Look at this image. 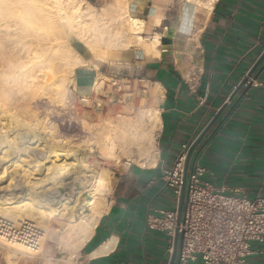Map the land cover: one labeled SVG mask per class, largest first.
I'll use <instances>...</instances> for the list:
<instances>
[{
    "label": "crops",
    "instance_id": "0c3cea01",
    "mask_svg": "<svg viewBox=\"0 0 264 264\" xmlns=\"http://www.w3.org/2000/svg\"><path fill=\"white\" fill-rule=\"evenodd\" d=\"M87 1L96 7L108 3L116 10L127 7L145 21L147 40L155 33L162 37L168 29L173 34L171 43L156 45L159 56L131 46L110 48L98 58L77 46L89 65L75 69L81 93L93 89L98 73L152 83L159 89L160 124L156 164L127 163L115 174L107 209L71 264H168L173 250L168 237L147 223L154 209L176 204L162 169L173 166L181 144L202 131L224 103L188 164L195 157L211 173L207 178L215 187L264 195V68L246 91L243 85L229 100L264 50V0H213L211 10L197 3L188 8L183 0ZM253 247L256 252L243 264H264V241Z\"/></svg>",
    "mask_w": 264,
    "mask_h": 264
},
{
    "label": "bare ground",
    "instance_id": "6f19581e",
    "mask_svg": "<svg viewBox=\"0 0 264 264\" xmlns=\"http://www.w3.org/2000/svg\"><path fill=\"white\" fill-rule=\"evenodd\" d=\"M183 1L188 8L197 3L208 10L213 2ZM127 9L118 11L113 5L105 4L95 10L94 4L87 0H0V130L8 129L12 135V140H9L4 135L10 133L5 130L0 145L5 144L8 149L15 145L19 150L16 152L32 155L31 160L36 163L51 161L53 153L58 152L61 158L58 164L67 172L73 171L67 174L71 179V182L67 181L68 186L59 184L48 189L43 186L37 190L24 185L20 179L12 184V188L0 190V248L4 255L0 264H18L19 255L27 252L36 257L43 252L47 246L46 239L53 234L68 251L69 257L64 264H71L78 256L98 218L107 209L104 197L108 187L106 175L95 172L86 164L87 156L100 154L118 162L122 154L128 155L134 149L137 156L147 158L146 165L156 164L158 150L153 141L160 117L156 105L158 99L154 98L151 104L143 100L150 99V92L136 89L134 94L143 97L140 103L144 101V104L138 105L140 107L136 108L134 116L127 113L133 104V93L109 96L111 102H118L123 97L121 110L113 119L105 117L100 123L91 124L94 141L86 140L81 144L64 141L58 144L48 138L51 133L45 125L47 122L44 123L45 116L37 118L29 109L32 99L60 97L65 83L71 82L73 90L76 88L75 69L86 64L75 42L95 51L101 43L100 36L105 33L107 44L115 48L143 47L148 55L159 54L160 50L156 48L159 34L155 33L152 39L147 40L143 35L145 21L132 16ZM104 79L108 77L98 73L93 83L94 91L101 92L99 84ZM83 100H88L85 94ZM25 114L28 116H23ZM24 117L32 119L29 121ZM38 141L46 143V147L36 146ZM32 143H36L35 146L31 147ZM18 191L25 194L20 195ZM85 205L90 208V213L75 218L76 209ZM59 214L65 221L63 228L55 231L51 221ZM34 235L36 237L31 239Z\"/></svg>",
    "mask_w": 264,
    "mask_h": 264
},
{
    "label": "rangeland",
    "instance_id": "374dc122",
    "mask_svg": "<svg viewBox=\"0 0 264 264\" xmlns=\"http://www.w3.org/2000/svg\"><path fill=\"white\" fill-rule=\"evenodd\" d=\"M101 7L95 6V10L101 9ZM102 34L103 35L100 36L102 37L100 41L101 43H99V46L96 48L95 51L90 50L84 44L78 45L76 42L74 44H76V47L80 45L85 46L89 50V52L92 53L95 57L104 58L109 49L115 48V46L107 44L108 39H106V34ZM70 40L74 42L73 39ZM159 55L160 51L159 54L155 56ZM86 66L89 67L88 64H86ZM69 83L64 84V89L61 95H59L60 97L54 96L52 98H49V100L39 97L35 98L36 100L32 99L33 101L31 100L29 104V109L33 110L37 118L42 119L44 118L42 116H45L44 123L47 122V124L45 125L48 126L47 129H49V132L51 133V135L48 134L47 136L48 138L51 137V139L57 141L58 144L61 141L69 142L71 144H81L83 143V141L86 140H89V142L94 141L95 137L94 134L91 132V124L100 123L101 119L103 120L105 117H112L113 119L117 115L119 109L121 110V105L123 104V97H121L118 102H111L109 99V96L111 95H118L120 97L124 93L134 94L136 89L139 91L142 90L143 92H150V95H152L150 96V99H143L145 101L147 100L146 104H151L153 99L155 98L156 100L158 99L156 101V105L158 106L159 89L157 90V85H153L152 83H147L139 79L134 78L117 80L108 77V79H104V81L99 84L101 92L90 89L89 92L86 94L81 93L77 88L73 90V87ZM84 94L88 97V100H83ZM133 94L132 98L134 99L132 100L133 104L130 107L131 110L127 109L130 110V112L127 111V113L132 116L136 114L135 110L137 112V109L141 106L142 103H140V101L143 98L136 94ZM61 97L62 99H60ZM61 101L63 102L61 103ZM96 103H100V105L96 106ZM31 104L33 105L31 106ZM34 109L36 110V112ZM40 115L42 118L40 117ZM23 116H28V114H25ZM31 119L30 117L28 118L29 121H31ZM5 130L10 134H5L4 136L6 137L7 135V138L9 140H12L11 132H9L8 129L0 130V132L2 131L0 133V139L1 135L3 133H6ZM156 140L157 138H154L153 144H155V146ZM39 142L40 141L37 142L38 144L36 146L39 145V147H42L44 145V147L42 148L46 147V143L42 144L43 142H40L39 144ZM12 143H15V141H12ZM35 144L36 143H34L33 145L32 143L31 147L35 146ZM12 147L11 149H8L7 145H0V190L8 187L9 189L10 187L12 188V184H16L20 179L25 182L24 185L33 186V188L37 190H41L43 186L44 189H48L59 184L62 186H68L67 181L69 180L71 182V179L67 177V174H72L73 171L67 172V170H65V167H61V165L58 164L61 160V158H59L60 155L58 152L53 153L51 161L46 160L36 163L32 162V155L28 154V156H26L23 152L18 153L16 152L19 151L17 150V147L15 145V148ZM137 154L138 153L136 152V150L132 149L128 155L122 154L120 156L121 160L118 159V162L114 158L106 157L100 154L89 155L86 157V164H89V166L95 172L105 173L106 175V186H108L106 188L104 196L106 203L108 194L111 191L112 181L117 172L121 171L127 163H139L141 165H146L145 161L147 158L144 155L137 156ZM19 194L22 195L25 194V192L23 191ZM89 213L90 208L85 205L82 208L76 209L75 218H78L81 215H88ZM64 221L65 220L63 219L62 215H55L53 220L51 221V225L55 231H60L63 228ZM45 246L46 247L44 248V250H42L43 252L37 255L38 257L32 256L30 253L28 254V252L25 255H19L20 260L18 264H64L65 260L69 257L67 254L68 251L63 249V246H61L60 239H58L54 234L52 235V237L46 239ZM3 261L4 255L0 248V263Z\"/></svg>",
    "mask_w": 264,
    "mask_h": 264
},
{
    "label": "built area",
    "instance_id": "2783aa9c",
    "mask_svg": "<svg viewBox=\"0 0 264 264\" xmlns=\"http://www.w3.org/2000/svg\"><path fill=\"white\" fill-rule=\"evenodd\" d=\"M201 132L181 144L171 168L162 169V179L175 197V206L154 209L147 223L166 234L170 250L178 232L180 264H243L256 252L253 245L264 241V195L215 187L207 178L211 173L196 158L185 171L187 151ZM183 185L185 201L177 223Z\"/></svg>",
    "mask_w": 264,
    "mask_h": 264
},
{
    "label": "water",
    "instance_id": "95a60500",
    "mask_svg": "<svg viewBox=\"0 0 264 264\" xmlns=\"http://www.w3.org/2000/svg\"><path fill=\"white\" fill-rule=\"evenodd\" d=\"M172 34H173V30L172 29H168L167 32L165 33V35H163L162 37H160V43L161 44H169V43H171L170 36ZM263 59H264V50L259 55V57L256 59V61L251 66V68L246 73V75L238 83V85L236 86V88L233 90V92L229 96V100H232V98L235 96V94L239 91V89L243 85H245L244 91H246L250 87V85L252 83V80L255 79L259 75V73L262 71V69L264 68V63H263L260 66V68L257 71H255L256 68L259 66V64L262 62ZM226 106H227V103H224V104H222L220 106V108L218 109V111L215 113V115L211 118V120L209 121V123L202 130V132L199 135V137L194 141V143L188 149L187 154H186V159H185L186 160L185 161L186 162V164H185V171L187 169V165H188V162H189V159H190V156H191V153H192L194 147L201 140V138L205 135V133L210 129V127L215 123L216 119L218 118V116L221 114V112L224 110V108ZM184 201H185V190H184V185H183L182 186V189H181V194H180L179 204H178V210H177V223H179L180 222V219H181V211H182V207H183ZM180 244H181V239L179 238V234L176 231L175 232V235H174V241H173V250H172L171 258H170V261H169L168 264H174L177 251H179ZM175 264H180L179 256L178 255H177L176 263Z\"/></svg>",
    "mask_w": 264,
    "mask_h": 264
}]
</instances>
